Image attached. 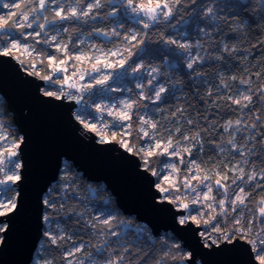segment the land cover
<instances>
[{"label":"snow or ice","instance_id":"1","mask_svg":"<svg viewBox=\"0 0 264 264\" xmlns=\"http://www.w3.org/2000/svg\"><path fill=\"white\" fill-rule=\"evenodd\" d=\"M0 12V58L15 60L29 77L60 85L58 91L37 85L41 102L80 104L97 87L121 93L111 103L94 102L100 114L95 122L71 113L81 136L92 133L98 145H116L124 158L139 160L137 168L155 178L149 180L152 206L171 212L180 230L195 225L204 247L238 253L245 259L237 264H264V118L257 114L264 105V0H0ZM109 20L110 29L96 26ZM86 25L89 37L103 36L113 47L82 39ZM253 25L255 42L249 39ZM257 47L262 58L252 72L249 58L257 59ZM53 48L55 54L48 51ZM228 57L243 62L241 74L226 78L218 71L220 83L210 86L201 66L206 60L227 64ZM116 74L131 76L134 87H113L109 81ZM182 75L202 78L207 99L199 90L195 95L208 105L205 114L193 117L191 104L163 107L186 101ZM253 77L259 81L255 87ZM6 104L0 96V246L30 211L37 231L33 264H195L174 238L154 237L149 228L106 210L107 200L93 206L94 214L86 201L81 210L70 205L81 177L67 161L29 193V165L20 158L28 140L8 130ZM221 107L237 117L221 124L210 112ZM206 142L214 154L207 161ZM160 157L175 160L161 161L157 169L153 159ZM70 221L81 227L70 231Z\"/></svg>","mask_w":264,"mask_h":264},{"label":"water","instance_id":"2","mask_svg":"<svg viewBox=\"0 0 264 264\" xmlns=\"http://www.w3.org/2000/svg\"><path fill=\"white\" fill-rule=\"evenodd\" d=\"M37 85L43 87L45 82L27 76L15 60L0 58V95L7 101L19 135H26L28 140L20 158L29 165V193H34L43 175L50 177L57 164L67 161L88 181L101 182L119 210L144 223L154 237L162 233L173 235L193 254L195 264H237L245 259L236 252L204 247L195 225L180 230L171 212L152 206L155 193L149 180L155 178L146 177L137 168L140 161L124 158L127 154L116 145H98L92 133L81 136L82 126L70 119L74 101L44 98L41 102ZM36 239V225L29 211L9 233L7 243L0 246V264H31Z\"/></svg>","mask_w":264,"mask_h":264},{"label":"trees","instance_id":"3","mask_svg":"<svg viewBox=\"0 0 264 264\" xmlns=\"http://www.w3.org/2000/svg\"><path fill=\"white\" fill-rule=\"evenodd\" d=\"M6 11H7V9H6ZM96 26L99 28L110 29L114 25L109 20V21L98 22ZM90 30H91V25L84 26V28H83L84 35L81 38L85 39L86 42L95 43L97 46H103L105 48L113 47V44L109 43L107 38H105L103 36L89 37L88 31H90ZM228 35L231 36V33H229ZM257 35H258V29L256 28L255 25H253L249 39L252 42H255ZM62 38L65 41H67L68 37H67V35H63ZM73 39L75 41V39H76L75 34L73 35ZM113 39H115V38H113ZM193 39H195L194 35H193ZM217 39H219V37H217ZM226 42H228L231 45L235 41H233L232 39H228ZM153 46H155V45H153ZM79 47L87 50L85 45H79ZM205 47L207 48L208 45L205 44ZM48 51L51 52L52 54H55L54 48L48 49ZM209 51H212V49L209 48ZM260 52H261V49L259 47H257L256 49L253 50V55H255L257 57V59L252 60L251 58H249V61H250L249 62V69L252 72H255L257 70V68H253L252 65L256 64L257 60H260L262 58L259 55ZM201 54L204 55L205 53L202 51ZM213 55H215L214 52H213ZM227 59H228L227 64H224L222 62H217L215 60H206L205 63L201 66V71H203L205 73L204 78H206L209 81L210 86L218 85L220 83L219 79L216 76V73L218 71H223L226 78L230 77L233 74H235L237 76H239L241 74V66H242L243 62L238 61L233 57H228ZM154 62L157 64L160 63V61H158V60L154 61ZM169 71H171V69H169ZM186 71H187L186 69H183V68L181 69L182 73L186 72ZM182 78L184 79L185 85H186L184 88V92L186 93V101L184 98H181L180 100H177V101H170L169 104L163 105V107L174 108L178 104H185V106H187V104H191L192 107L189 108L188 111H189V113H191L193 115V117L196 116L197 112H199L200 114H205L206 109H208V105L205 104L204 100H201L199 97H197L195 95L196 91L199 90L200 96H204L205 99H207V97H206V86L199 82V80L202 78H194L193 81H189L183 75H182ZM129 81H130V79L126 81L124 86L134 87L133 84H129ZM253 81H254L253 87H255L256 84L259 83V81H256L255 77H253ZM229 83L231 84L232 81L229 80ZM49 87H50V84L46 83L42 88H45L48 90ZM214 91H215V89H214ZM120 95H121V93H119V96ZM125 95H127V93H125ZM221 103L223 104V102H221ZM153 107H154L153 105L149 104L148 111L150 112ZM5 111L7 112V116L5 117V123L10 125L8 130L10 132H12L14 135H19V133H18V131L14 125V121H13L12 115L8 109L7 104L5 105ZM210 112L212 115L216 116V119H218L221 124L224 122L225 119L231 118L234 120L238 115V113H233L225 107H221V108L215 109V110H210ZM257 114H260L262 116V118H264V105L259 106ZM156 118H159V117L157 116ZM210 118H211V115H210ZM201 123H203V121H201ZM187 127L188 126L185 125V128H187ZM220 131H222V129ZM223 138L226 140L228 138L227 134H224ZM211 149H212V145L206 142L204 145V151L208 155L204 156L205 161H207L208 156L214 155L213 152L211 151ZM161 161H162V157H160L158 159L154 158L153 159V167H156L158 169ZM256 163H257V165H259L260 162L256 161ZM68 164L72 167L73 174L81 177V179L78 181V186H76V195L78 198L70 200L69 201L70 205L77 207L78 210H81L82 206H83V202L86 201L89 204V207L91 209V214H94L95 208L93 206L94 205H104V201L107 200V201H109V204H108L106 210L107 209H115L121 214L122 219H127L132 224L137 222L134 219V217L127 216L119 210L118 206L115 203V200L113 199V197L110 195V193L106 190V188L104 187V185L101 182H90V181H88L85 177L82 176V174L80 172L76 171V169L70 163H68ZM89 189H91L92 191H90ZM254 198L258 199L259 197L256 196L254 193ZM249 207L253 208V211H255L254 204H250ZM67 227L69 228L70 231H72L76 228H80L81 225H77L75 222L70 221L68 223ZM165 236L174 238L176 240V242H178L181 245L180 241H178L170 233H162L159 235V237H165ZM80 238L81 237H74V239H76L77 242H79ZM83 238L85 240L89 239L88 236H84ZM91 242L95 243L96 241H95V239H92ZM157 247H159L158 242H157ZM183 250L185 252H187L185 248H183ZM86 251H92V249H86ZM54 255H56L57 260H59V255H60L59 251L55 252Z\"/></svg>","mask_w":264,"mask_h":264},{"label":"built area","instance_id":"4","mask_svg":"<svg viewBox=\"0 0 264 264\" xmlns=\"http://www.w3.org/2000/svg\"><path fill=\"white\" fill-rule=\"evenodd\" d=\"M69 71H71V69H69ZM53 78H57V76H54ZM87 79V78H86ZM131 80L132 77L131 76H128V77H122V76H119V74H116V78L112 81H109V83L113 86V87H116L117 85H122L124 86V84L126 83L127 80ZM47 82H45L46 84ZM50 84V87L48 88V90H52V91H58L60 89V85L58 84H52V83H48ZM94 92H95V95H92L91 93H86L83 97V100L80 104H76L75 101V105L73 107V110L72 112H76V113H79V114H83L86 116V118L90 121V122H95L93 121V117H97L99 118V113H96L95 112V107H94V102L95 103H100L101 101L104 103V104H108V103H111L113 102L110 97H119V92H113V93H110V94H106L102 89H100L99 87H97L96 89H94ZM88 113H91L92 115L89 116ZM105 118L110 120L111 118L110 117H107L106 116V113H105ZM96 139H98L96 137ZM136 224H140V225H143L145 227H147L144 223L142 222H136L134 223L133 225H136ZM148 228V227H147ZM202 230V229H201ZM201 238V237H200ZM201 241L203 242L204 244V241L203 239L201 238Z\"/></svg>","mask_w":264,"mask_h":264},{"label":"rangeland","instance_id":"5","mask_svg":"<svg viewBox=\"0 0 264 264\" xmlns=\"http://www.w3.org/2000/svg\"><path fill=\"white\" fill-rule=\"evenodd\" d=\"M5 2H7V0H5ZM4 11L6 12V9H5ZM0 14H3V13H2V12H0ZM53 79H55V78H53ZM165 160L174 161V160H175V158H165V157H162V161H165ZM162 167H163V165H162V163H160V165H159V168H158V169H162ZM193 214H195V213H193ZM31 264H33V262H31Z\"/></svg>","mask_w":264,"mask_h":264}]
</instances>
